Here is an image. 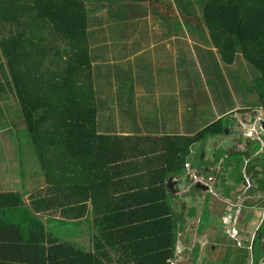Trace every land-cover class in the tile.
<instances>
[{"label": "trees", "instance_id": "obj_1", "mask_svg": "<svg viewBox=\"0 0 264 264\" xmlns=\"http://www.w3.org/2000/svg\"><path fill=\"white\" fill-rule=\"evenodd\" d=\"M186 18L201 20L199 26L208 31L225 64L243 58L259 72L251 83L256 87L257 106L264 108V0H202L201 16L192 13ZM4 93L13 95L21 106L46 186L29 198L23 192H0V213L9 216L2 223L26 228L29 234L26 257L0 259V264H170L177 257L180 231L186 217H194L197 209L186 212L184 202L177 212L167 183L170 177L184 176L192 182L186 168L192 148L209 137L227 135L223 118L195 134L140 136L139 142L132 141L134 136L103 132L98 124L84 0H0V94ZM261 125L264 131V119ZM261 147L258 138L248 137L243 150L225 149L215 163L221 157L225 165L233 160L240 184L245 159H249L247 172L253 186L240 188L235 197L263 207ZM130 159L152 160L145 175L153 177L130 194L131 203L116 205L118 201H111L116 189H112L110 172L117 162ZM222 176L220 170L218 177ZM198 183L191 190L201 196L204 188ZM227 189L224 195L230 197ZM206 193L198 233L213 222ZM257 195L261 199L253 201ZM87 202L93 218L92 248L82 249L47 234L39 214L57 212L77 219L85 215ZM262 238L264 218L253 242V264L264 262V249L258 251L257 245ZM9 248L6 245L5 251ZM199 250L197 244L196 258ZM233 264H247V260L237 259Z\"/></svg>", "mask_w": 264, "mask_h": 264}, {"label": "crops", "instance_id": "obj_2", "mask_svg": "<svg viewBox=\"0 0 264 264\" xmlns=\"http://www.w3.org/2000/svg\"><path fill=\"white\" fill-rule=\"evenodd\" d=\"M84 1L89 15L90 51L98 92V124L103 132L134 136L132 141L139 142L140 136L155 138L195 134L219 118L224 119L228 114L233 116L232 125L224 120L228 125L227 135L212 136L205 142L197 143L188 160L201 175L213 177V191L208 193L213 222L202 233L196 232L202 238L195 242L193 248L189 245L191 238L188 224L192 220H198V230L207 193L204 192L201 196L195 194L191 190L194 182L188 183L185 176L170 177L167 188L174 194H171V202L177 212L181 211L184 202L186 212L193 207L197 209L194 217H186L183 230L180 231L177 244L178 264H183L186 256L190 257L187 264H222L220 258L223 254H226L229 264L237 259L247 260V264H251L255 257L247 246L253 234H257L263 214L256 222L246 214L249 210L255 211L257 207L248 205L246 198L235 197L244 183L237 182L233 160L225 165L223 157L217 163L215 157L226 152L225 149L233 147L241 151L245 148L248 139L245 133L253 130L258 119L260 122L264 119V114L260 112L263 107L257 106L258 101L253 105L240 107L234 99L232 107L219 111L218 106L222 101L218 99L215 104L218 112L211 117L209 115L208 120L205 116H200L198 111L192 113L188 109V93L183 86L188 85L187 78L190 75L182 68V64L186 63L188 40H199L202 51L204 40L211 44L208 49L212 52L215 49L208 41L209 34L208 39H205V31H202L199 22H189L186 18L189 14L198 13L196 5L201 0ZM191 29L197 31L191 32ZM196 51L202 62L205 58L202 56L207 54L199 49ZM213 73L218 81H222V87L219 85V88L225 87L230 91L235 89L231 85L234 70H227L223 74L217 68ZM189 100H193V96ZM18 129H27L19 102L11 94H0V192H23L29 198L33 192L44 190L46 181L41 161L38 170L37 151L23 148V144L19 143ZM259 135L262 147L258 153L264 152V131L261 130ZM198 153L202 161L196 165L192 157ZM149 166H153L152 160L130 159L125 163L117 162L115 169L110 172L112 189H116L111 201H118L116 205L131 203L130 194L136 192L141 183L150 181L153 177L151 173L145 175ZM220 170L224 177H218ZM106 177L109 176L105 175V179ZM226 189L230 190V197L224 195ZM87 204L85 215L77 219L62 217L57 212L39 214L47 234L59 241L75 243L82 249L92 248L93 218L91 203ZM8 217L0 213V259L25 258L24 245L28 242V229L21 230L12 224L2 223L3 220H9ZM18 217L25 219V216ZM215 217L220 218L218 224L215 223ZM236 219L238 223L234 226L228 221ZM210 228H213L211 234L208 231ZM229 228L238 231L242 245L230 238L226 231ZM206 236L212 237L211 244H207L209 240L204 239ZM261 241L258 251L264 249V239ZM197 244L200 245V250L196 258L194 248ZM6 245L10 246L8 251H5ZM48 245L46 242V246ZM262 260L260 264H264Z\"/></svg>", "mask_w": 264, "mask_h": 264}, {"label": "rangeland", "instance_id": "obj_3", "mask_svg": "<svg viewBox=\"0 0 264 264\" xmlns=\"http://www.w3.org/2000/svg\"><path fill=\"white\" fill-rule=\"evenodd\" d=\"M196 8L199 11L202 9V0L198 1ZM199 11L198 13L194 12V14H197L198 17L201 16V11L200 12ZM197 20L199 24H201V20H199V18H197ZM194 26L196 27L197 25L195 24ZM203 30L205 31L204 33L205 39H208V31L206 29H203V26H202V31ZM190 31L193 32L197 30L191 29ZM208 41L211 42L210 39H208ZM202 45H204L202 47L205 49V50L203 49V51L201 48V42H199V40H188L186 63L182 64V68L188 72V75H190L189 78H187L188 85H186L185 87L183 86V83H182L183 89H186L188 93V109L192 110V113L198 111L200 116H205L204 118L208 120L209 115L211 117L214 115L215 112H218V110L215 108L216 107L215 104L218 103V99H221L222 101V103H220V105L218 106L219 111H223L225 108L232 107L234 105V99H235V103L239 105L240 107L246 106V105H253L254 103H256L258 101L257 100L258 96H257L256 89H255L256 87L252 85L251 80L254 77L258 76L259 72L251 64L246 62L243 58H241L243 61L242 60L237 61L235 64H230V65L225 64L223 61H221L217 48L213 46L215 49L212 52L211 49H208V47H210L211 44L205 40ZM196 49H199L200 51L205 52L207 54V55L204 54L202 56V57H205L203 58L202 62L200 61L201 57L197 53ZM206 65H208V67ZM217 68L220 72L223 71V74L227 70H234V75H232L233 79L231 80V85H233L232 89L234 87L235 89L230 91L224 86H223L224 89L219 88L220 87L219 85H221L222 87V84H220L222 83V81H218L215 74L213 73L214 70L215 71L217 70ZM218 73L219 72L217 71L216 74L218 75ZM231 85L229 81L230 88H231ZM191 96H193V100L190 101L189 97ZM198 99L202 101H199ZM260 112L264 114V109L261 108ZM224 120L227 122L228 125H232L234 123L233 116L229 114L224 118ZM226 129H228V127H226ZM17 131L20 132L18 133V135H20L19 143L23 144V148L25 149L30 148L33 151H35L36 149H34L33 147V144H32V141H31V138H30V135L27 129H24L22 131L18 129ZM222 136H225V135H222ZM201 147H203V144L201 145ZM200 153L195 154L192 157L193 159L192 161H194L196 165H198V163L202 161L200 158ZM33 154L35 158L36 157L35 152ZM36 159L38 160V170H40L39 155H37ZM200 199H203V198L200 197ZM259 199H261V196L257 195L253 198V201H258ZM255 207H257L255 210L256 212L249 210L248 212H246V214L250 218H253L256 222L257 220H259L261 213H263V208L260 206H255ZM218 219L215 217L216 224L219 223ZM188 225L190 226L189 234L191 238L189 245L190 247L193 248L195 242H197V240L202 238L201 236L196 234L198 220H192L191 222H189ZM208 231L209 233L210 232L212 233L213 228H210V230ZM220 233H221V230H220ZM204 239L209 240L207 244H211L213 241L212 237H209V236L204 237ZM257 245L260 246L261 243Z\"/></svg>", "mask_w": 264, "mask_h": 264}, {"label": "built area", "instance_id": "obj_4", "mask_svg": "<svg viewBox=\"0 0 264 264\" xmlns=\"http://www.w3.org/2000/svg\"><path fill=\"white\" fill-rule=\"evenodd\" d=\"M258 123H259V125H258ZM261 130H263V127L261 125L260 119H258V122H256V125L253 127V130L247 131L245 134L247 137L258 138L261 140L260 135H259V132H261ZM255 131H256V134H254ZM249 161L250 160L246 158L245 162H244V167H243V178H244L243 187L245 188V190L249 189L251 186H253V179L251 178V175L247 172V166H248ZM186 168H187V174H188L189 178L192 180V182H194V183L200 182L203 185H205L206 186V188L204 189L205 193L208 191H213L212 186H211V181L213 180V177H211V176L206 177L204 175H201L192 167V165L189 162L186 163ZM262 208H263V213H262L263 215H262L261 221L264 218V206ZM236 216L238 217V214ZM228 221L230 223H232L233 226L238 223V219H236L235 221H230V220H228ZM226 231L229 233L230 238L232 240H235L238 245H242V240L239 238L238 231L235 230V228H229V229H226ZM254 239H255V234H253V236L251 237L250 242L247 246L251 252H253ZM169 261H170V264H177L178 263V255L175 259H171ZM251 264H253V260H252Z\"/></svg>", "mask_w": 264, "mask_h": 264}, {"label": "flooded vegetation", "instance_id": "obj_5", "mask_svg": "<svg viewBox=\"0 0 264 264\" xmlns=\"http://www.w3.org/2000/svg\"><path fill=\"white\" fill-rule=\"evenodd\" d=\"M186 255H188V254H186ZM221 263L222 264H226L227 263V256H226V254H223V255H221ZM190 260V257L189 256H186L185 258H184V262H183V264H187V262Z\"/></svg>", "mask_w": 264, "mask_h": 264}, {"label": "water", "instance_id": "obj_6", "mask_svg": "<svg viewBox=\"0 0 264 264\" xmlns=\"http://www.w3.org/2000/svg\"><path fill=\"white\" fill-rule=\"evenodd\" d=\"M226 132H227V130H226ZM197 185H198V186H201V187H202V188H204V189L206 188V186H205V185H203V184H202V183H200V182H199Z\"/></svg>", "mask_w": 264, "mask_h": 264}]
</instances>
